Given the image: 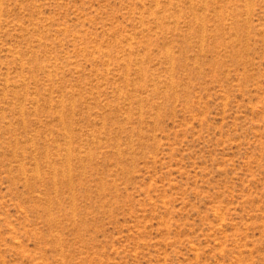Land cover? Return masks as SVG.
<instances>
[{"label":"rangeland","instance_id":"obj_1","mask_svg":"<svg viewBox=\"0 0 264 264\" xmlns=\"http://www.w3.org/2000/svg\"><path fill=\"white\" fill-rule=\"evenodd\" d=\"M0 264H264V0H0Z\"/></svg>","mask_w":264,"mask_h":264}]
</instances>
